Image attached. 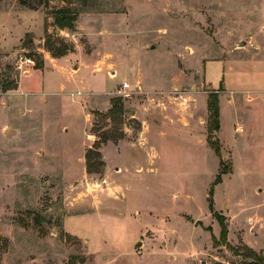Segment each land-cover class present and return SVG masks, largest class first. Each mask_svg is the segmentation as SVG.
Instances as JSON below:
<instances>
[{
  "label": "rangeland",
  "instance_id": "rangeland-1",
  "mask_svg": "<svg viewBox=\"0 0 264 264\" xmlns=\"http://www.w3.org/2000/svg\"><path fill=\"white\" fill-rule=\"evenodd\" d=\"M28 2L0 0V264H264V0Z\"/></svg>",
  "mask_w": 264,
  "mask_h": 264
},
{
  "label": "trees",
  "instance_id": "trees-1",
  "mask_svg": "<svg viewBox=\"0 0 264 264\" xmlns=\"http://www.w3.org/2000/svg\"><path fill=\"white\" fill-rule=\"evenodd\" d=\"M19 2L22 5H29L28 0H19ZM53 18H54V23L59 27V28H65V27H73L74 21L76 20V14L74 10L70 9L69 7H61L56 9V11H53ZM208 108L210 111V120H209V129L211 130H218L220 127V107H219V99L217 95H210L209 97V102H208ZM122 112V105L120 102V99H116L115 103L110 111V114L112 116L121 114ZM108 139V138H105ZM215 150L217 153H220V147L215 146ZM91 152L89 151L87 153V159H88V167L89 169L93 168V164L91 163L92 156ZM228 172V168H226L223 173ZM221 173L218 174L216 179L213 182V186L219 182L222 181V175ZM212 186L211 189V194L213 193L214 187ZM212 198V197H211ZM211 207H213V201L211 199ZM220 226H221V232H220V237L222 239H227L228 236V223L222 218L219 220Z\"/></svg>",
  "mask_w": 264,
  "mask_h": 264
},
{
  "label": "built area",
  "instance_id": "built-area-1",
  "mask_svg": "<svg viewBox=\"0 0 264 264\" xmlns=\"http://www.w3.org/2000/svg\"><path fill=\"white\" fill-rule=\"evenodd\" d=\"M33 64V58L28 56L26 53L20 52L17 54L16 65L18 69L24 70L25 67L31 66Z\"/></svg>",
  "mask_w": 264,
  "mask_h": 264
},
{
  "label": "water",
  "instance_id": "water-1",
  "mask_svg": "<svg viewBox=\"0 0 264 264\" xmlns=\"http://www.w3.org/2000/svg\"><path fill=\"white\" fill-rule=\"evenodd\" d=\"M241 45H244V42L243 43H241ZM139 244V243H138Z\"/></svg>",
  "mask_w": 264,
  "mask_h": 264
},
{
  "label": "crops",
  "instance_id": "crops-1",
  "mask_svg": "<svg viewBox=\"0 0 264 264\" xmlns=\"http://www.w3.org/2000/svg\"><path fill=\"white\" fill-rule=\"evenodd\" d=\"M57 32V31H56ZM59 32V31H58ZM76 67V66H75Z\"/></svg>",
  "mask_w": 264,
  "mask_h": 264
}]
</instances>
